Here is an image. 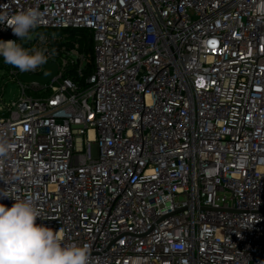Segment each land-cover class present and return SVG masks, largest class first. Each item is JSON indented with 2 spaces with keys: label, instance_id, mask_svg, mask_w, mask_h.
I'll list each match as a JSON object with an SVG mask.
<instances>
[{
  "label": "built area",
  "instance_id": "built-area-1",
  "mask_svg": "<svg viewBox=\"0 0 264 264\" xmlns=\"http://www.w3.org/2000/svg\"><path fill=\"white\" fill-rule=\"evenodd\" d=\"M30 8L31 40L0 23L48 55L0 57V191L92 264H264V0H0Z\"/></svg>",
  "mask_w": 264,
  "mask_h": 264
},
{
  "label": "clouds",
  "instance_id": "clouds-1",
  "mask_svg": "<svg viewBox=\"0 0 264 264\" xmlns=\"http://www.w3.org/2000/svg\"><path fill=\"white\" fill-rule=\"evenodd\" d=\"M41 22L37 9L19 11L11 16L0 15V23L11 28L17 40L33 38L32 32ZM17 40H0V57L20 72H34L48 62L47 49L25 48ZM40 40L44 36L40 35ZM13 145L0 139V158L5 157ZM0 197L11 198L9 208L0 204V264H92L91 246L75 242L64 243L62 230L37 225L41 209L29 198L9 197L0 191Z\"/></svg>",
  "mask_w": 264,
  "mask_h": 264
},
{
  "label": "water",
  "instance_id": "water-1",
  "mask_svg": "<svg viewBox=\"0 0 264 264\" xmlns=\"http://www.w3.org/2000/svg\"><path fill=\"white\" fill-rule=\"evenodd\" d=\"M55 71V64L49 63L45 67V71L42 75L40 76H34V75H28L25 73H21L19 75V79L23 82H37L39 84H45L53 75Z\"/></svg>",
  "mask_w": 264,
  "mask_h": 264
},
{
  "label": "rangeland",
  "instance_id": "rangeland-1",
  "mask_svg": "<svg viewBox=\"0 0 264 264\" xmlns=\"http://www.w3.org/2000/svg\"><path fill=\"white\" fill-rule=\"evenodd\" d=\"M16 93V89L13 85L11 84H8L6 87H5V92L3 94V99L6 103L10 102L11 99L14 97Z\"/></svg>",
  "mask_w": 264,
  "mask_h": 264
}]
</instances>
